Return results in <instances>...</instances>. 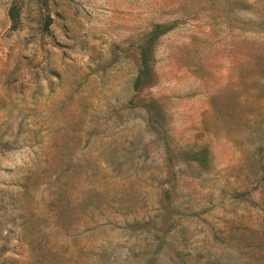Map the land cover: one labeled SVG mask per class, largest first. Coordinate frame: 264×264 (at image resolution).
Listing matches in <instances>:
<instances>
[{
  "label": "rangeland",
  "instance_id": "1",
  "mask_svg": "<svg viewBox=\"0 0 264 264\" xmlns=\"http://www.w3.org/2000/svg\"><path fill=\"white\" fill-rule=\"evenodd\" d=\"M0 264H264V0H0Z\"/></svg>",
  "mask_w": 264,
  "mask_h": 264
}]
</instances>
